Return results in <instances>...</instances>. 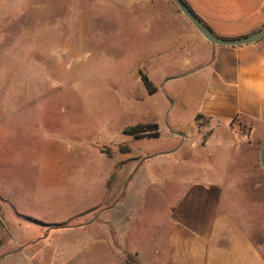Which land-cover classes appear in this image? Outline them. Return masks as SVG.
<instances>
[{"label": "crops", "instance_id": "obj_1", "mask_svg": "<svg viewBox=\"0 0 264 264\" xmlns=\"http://www.w3.org/2000/svg\"><path fill=\"white\" fill-rule=\"evenodd\" d=\"M185 1L221 38L264 26V0ZM102 5L123 14L126 33L150 35L141 50L144 75L194 111L174 121L175 140L148 157L120 147L99 150L96 160L81 147L45 143L29 208L0 180V264H76L85 255L93 262L106 255L109 264H264V38L214 46L172 0H96ZM143 124L160 135L161 118ZM216 141L232 161L221 152V160L205 157ZM1 164H9L2 155ZM6 231L14 238L7 248Z\"/></svg>", "mask_w": 264, "mask_h": 264}, {"label": "rangeland", "instance_id": "obj_2", "mask_svg": "<svg viewBox=\"0 0 264 264\" xmlns=\"http://www.w3.org/2000/svg\"><path fill=\"white\" fill-rule=\"evenodd\" d=\"M122 15L115 7L96 6V0H0V156L9 161L0 166V180L18 206L30 207L35 162L44 155L45 143L81 147L92 154L86 158L96 160L103 157L99 150L120 147L138 154L132 157H148L175 140L174 121H186L193 113V107L181 108L165 92L168 87L148 92L141 50L150 35L126 33ZM157 117L162 120L159 137L136 140L157 130L143 124ZM133 127L140 131L135 139L125 133ZM217 142L205 157L221 160V152L223 160L232 161L226 143ZM259 198L263 206V195ZM27 233L31 239L38 234ZM13 239L6 231L5 248ZM105 257L93 262L85 255L76 264H109Z\"/></svg>", "mask_w": 264, "mask_h": 264}, {"label": "water", "instance_id": "obj_3", "mask_svg": "<svg viewBox=\"0 0 264 264\" xmlns=\"http://www.w3.org/2000/svg\"><path fill=\"white\" fill-rule=\"evenodd\" d=\"M193 26L214 46L236 47L256 43L264 38V26L252 35L240 38H221L216 36L183 0H172ZM260 165L264 171V141L260 150Z\"/></svg>", "mask_w": 264, "mask_h": 264}, {"label": "trees", "instance_id": "obj_4", "mask_svg": "<svg viewBox=\"0 0 264 264\" xmlns=\"http://www.w3.org/2000/svg\"><path fill=\"white\" fill-rule=\"evenodd\" d=\"M185 2V4L191 9V7L187 4V2L185 0H183ZM192 10V9H191ZM193 11V10H192ZM194 12V11H193ZM195 13V12H194ZM196 14V13H195ZM198 16V15H197ZM199 17V16H198ZM200 18V17H199ZM201 19V18H200ZM201 21L209 28V26L201 19ZM210 29V28H209ZM212 31V30H211ZM142 82L145 85V87L147 88L148 92L150 94L154 93L156 91V89L152 86V84L150 83V81L148 80V78L144 75H142ZM156 127V126H154ZM157 128V127H156ZM138 127H133V128H129L127 130H125L126 134L132 135V136H138L140 134V131L137 130ZM145 137H149V138H155V137H159V133L158 132H154L151 134H148ZM122 151H128V149L122 148ZM130 151V150H129Z\"/></svg>", "mask_w": 264, "mask_h": 264}]
</instances>
